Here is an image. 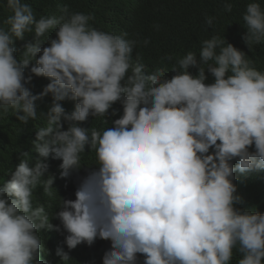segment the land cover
<instances>
[{
    "label": "clouds",
    "instance_id": "obj_1",
    "mask_svg": "<svg viewBox=\"0 0 264 264\" xmlns=\"http://www.w3.org/2000/svg\"><path fill=\"white\" fill-rule=\"evenodd\" d=\"M6 8L0 264H53L43 233L56 240L57 232L69 251L58 246L56 264L97 239L110 241L102 264H231L237 253V264H264V212L242 207L237 185L264 183V71L247 52L213 35L199 55L176 58L172 73L148 72L139 54L133 61L140 41L93 27L90 14L61 5L59 16L37 18L25 0ZM242 19L248 49L264 44L259 0ZM49 94L48 111H38ZM90 117L110 127L86 126ZM30 121L35 128L22 136ZM86 152L95 163L82 164ZM49 159L60 161L61 179L86 168L74 199L59 194ZM37 188L60 195L53 211L38 204Z\"/></svg>",
    "mask_w": 264,
    "mask_h": 264
},
{
    "label": "trees",
    "instance_id": "obj_2",
    "mask_svg": "<svg viewBox=\"0 0 264 264\" xmlns=\"http://www.w3.org/2000/svg\"><path fill=\"white\" fill-rule=\"evenodd\" d=\"M7 0H0V26L10 14L6 8ZM29 3L37 18L40 16L61 14L60 6L68 5L72 11L90 14L93 19L91 25L99 30L113 32L115 34L127 33V39L140 41L133 51V61L146 65V71H155L158 68L170 71L175 59L184 56L188 51H194L199 55L201 41L209 39L213 35H220L233 43L236 47L247 52L248 58L252 60L259 70L264 71V44L253 45L249 50L243 41V35L247 29L243 26V13L250 0H25ZM233 4L231 12L224 10V3ZM264 6V0H259ZM207 17H214V23L208 27L205 23ZM26 39H31L26 35ZM150 42L145 46L143 40ZM22 42L17 41V46ZM173 57L167 61V56ZM167 65V67H165ZM195 72L196 69H190ZM213 78L209 75L208 82ZM37 85L35 93L42 92ZM37 101L38 111L47 112L51 104V95L44 96ZM69 110V109H67ZM72 110V109H71ZM43 119L38 113L35 121ZM35 123L30 121L28 125H21V133L31 132ZM86 126L98 129L110 127V122L105 123L103 118H89ZM67 124H65V128ZM29 135H26V139ZM59 160L49 159V172L56 175L55 187L59 188V194L67 198H75L74 193L79 178L86 174V168L67 179L59 177ZM95 163V153L86 152L82 164L91 165ZM238 174V173H237ZM239 179L238 177L236 178ZM238 191L243 198L242 207L257 206L258 210L264 212V183L245 185L239 179ZM55 189V188H54ZM53 189V193H54ZM38 204H43L49 211L60 199L57 191L54 196L47 197L43 194L42 188H37L34 193ZM58 224V223H57ZM56 240L49 233H43L46 247L51 249V256L48 258L56 264V248L64 246V235L56 233ZM110 247V241L100 240L89 247L81 244L70 251L72 259L69 264H102V256ZM239 254H234L231 264H237ZM63 264V262H61Z\"/></svg>",
    "mask_w": 264,
    "mask_h": 264
}]
</instances>
